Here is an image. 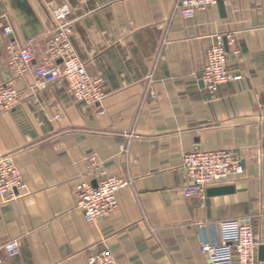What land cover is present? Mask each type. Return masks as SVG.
<instances>
[{"label": "crops", "instance_id": "obj_1", "mask_svg": "<svg viewBox=\"0 0 264 264\" xmlns=\"http://www.w3.org/2000/svg\"><path fill=\"white\" fill-rule=\"evenodd\" d=\"M63 4L75 55L103 82L99 106H83L63 82L45 84L33 73L53 63L45 50L57 28L53 10ZM175 4L0 0V85L19 93L14 109L0 111V158L11 157L25 185L18 200L0 203V243L20 247L4 264H87L103 248L116 264H209L200 239L211 234L199 226L240 217L251 218L264 242V0H234L223 3L224 16L217 6L192 19ZM227 35L240 48L228 59L240 79L209 95L201 82L206 52ZM28 39L31 67L16 74L8 46ZM194 149L244 160L241 175L216 186L233 191L207 195L204 208L183 195L182 157ZM103 175L131 184L118 192L114 214L88 223L75 186Z\"/></svg>", "mask_w": 264, "mask_h": 264}, {"label": "built area", "instance_id": "obj_2", "mask_svg": "<svg viewBox=\"0 0 264 264\" xmlns=\"http://www.w3.org/2000/svg\"><path fill=\"white\" fill-rule=\"evenodd\" d=\"M234 0H176L175 8L185 19H192L196 13L209 7H217L219 2ZM71 13L66 4L53 10L57 28L47 43L45 55L52 64L33 67L35 77L42 83L51 84L61 81L66 85L72 98L83 106H99L105 98L102 80L91 75L74 53L70 36ZM5 35L11 34L9 28H3ZM226 43V46H225ZM33 40L28 39L25 46L17 49L8 46V65L16 74H23L33 61ZM240 56V48L231 35L216 36L206 52V63L201 74L203 89L214 95L218 88L240 77L230 74L229 56ZM59 62V64H55ZM19 102V93L11 84L0 85V111H9ZM244 172V160L230 150L201 151L194 149L182 157V173L185 182L183 195L194 200L198 207L204 208L207 190L223 184L230 177ZM131 180L126 177L102 176L93 185L81 181L75 186L76 208L88 223H96L108 218L118 209L117 194L128 187ZM25 189L22 176L11 157L0 158V203L7 204L23 196ZM201 231H210V240L200 239V250L206 255L209 264H257V241L249 217L232 218L214 224L200 225ZM264 246V242L262 244ZM20 254L18 242L0 243V264L6 259ZM87 264H116L112 253L103 248L88 256Z\"/></svg>", "mask_w": 264, "mask_h": 264}, {"label": "water", "instance_id": "obj_3", "mask_svg": "<svg viewBox=\"0 0 264 264\" xmlns=\"http://www.w3.org/2000/svg\"><path fill=\"white\" fill-rule=\"evenodd\" d=\"M218 8H219L221 16H224V4L222 1L219 2ZM225 46H226V43H225ZM232 191H233V188L225 186V187L209 188L206 193L209 196H216V195H225V194L231 193ZM258 259L264 260V246L263 245L259 246L258 248Z\"/></svg>", "mask_w": 264, "mask_h": 264}]
</instances>
